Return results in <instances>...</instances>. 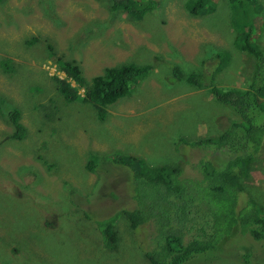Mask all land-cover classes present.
Segmentation results:
<instances>
[{
  "label": "rangeland",
  "instance_id": "obj_1",
  "mask_svg": "<svg viewBox=\"0 0 264 264\" xmlns=\"http://www.w3.org/2000/svg\"><path fill=\"white\" fill-rule=\"evenodd\" d=\"M156 1L141 19L111 11L109 0L0 1V61L10 59L14 67L0 66V264H150L145 252L159 234L154 221L136 230L122 216L111 249L86 215L135 204L126 170L112 160L134 154L168 167L176 164L175 140L219 135L238 118L207 88L174 75L180 68L183 75L210 76L219 87L248 88L254 60L236 43L231 0H217L209 16L193 15L187 0ZM244 13L264 47V0ZM59 58L77 62L88 82L130 61L153 69L101 119L91 105L67 104L59 93L54 76L65 78ZM14 109L28 132L22 140L12 138ZM185 156L186 173L198 177L199 161L216 155L190 148ZM261 157L243 179L242 201L253 197L264 205V151ZM232 250L224 245L220 255L206 253L192 264H250ZM251 258L264 264V243Z\"/></svg>",
  "mask_w": 264,
  "mask_h": 264
},
{
  "label": "trees",
  "instance_id": "obj_2",
  "mask_svg": "<svg viewBox=\"0 0 264 264\" xmlns=\"http://www.w3.org/2000/svg\"><path fill=\"white\" fill-rule=\"evenodd\" d=\"M109 1L111 11L125 13L133 19L143 18L158 6L156 0L149 3L144 0ZM231 2L230 26L236 33V43L254 60L248 88L219 87L210 76L198 72L183 75L180 68L174 75L193 86L207 88L216 101L227 106L238 118L221 127L219 135L175 140L176 164L168 167L136 158L134 154L116 155L111 163L126 170L135 204L115 207L113 212L97 217L86 212L88 217L96 219L98 231L108 248L117 247L116 224L122 216L136 230L149 221L156 223L159 234L155 245L145 252L150 264H192L197 258L202 262L206 253L220 255L224 245L233 249V258L239 257L251 264L255 247L264 243V205L253 197L242 201L243 179L264 151V47L256 42L244 13V7L256 0ZM217 6V0L186 2L187 9L195 16H209L216 12ZM224 56V53L217 55L219 59ZM11 64L10 59L0 61V66L8 72L14 69ZM56 64L65 74V78L54 76V80L66 103L89 104L99 110L101 119L106 117L108 106L130 94L134 83L153 69L152 65L130 61L106 68L103 75L88 82L77 62L59 58ZM73 81L76 86L72 85ZM9 117L14 129L12 138L24 139L28 132L20 123V111L14 109ZM190 148L207 149L216 155L203 157L194 165L201 172L198 177L188 175L184 169L189 163L185 152ZM88 168L95 171L96 162H89ZM110 195L114 197L116 192ZM91 199L87 197L86 200ZM230 262L235 263L233 259Z\"/></svg>",
  "mask_w": 264,
  "mask_h": 264
}]
</instances>
